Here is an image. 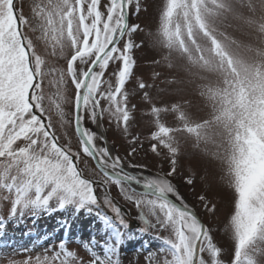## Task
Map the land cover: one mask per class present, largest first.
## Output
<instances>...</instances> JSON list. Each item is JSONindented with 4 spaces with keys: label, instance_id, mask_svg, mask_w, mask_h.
I'll return each instance as SVG.
<instances>
[{
    "label": "snow or ice",
    "instance_id": "6c2138e0",
    "mask_svg": "<svg viewBox=\"0 0 264 264\" xmlns=\"http://www.w3.org/2000/svg\"><path fill=\"white\" fill-rule=\"evenodd\" d=\"M142 10V0H0V239L23 230V251H36L8 264H121L129 249L147 264H264V0H162L146 33L133 22ZM146 46L160 56L149 81L135 71ZM130 84L167 171L108 146L106 125L132 146L127 157L143 147ZM69 126L76 148L59 134ZM188 146L231 193L228 261L174 182Z\"/></svg>",
    "mask_w": 264,
    "mask_h": 264
},
{
    "label": "rangeland",
    "instance_id": "374dc122",
    "mask_svg": "<svg viewBox=\"0 0 264 264\" xmlns=\"http://www.w3.org/2000/svg\"><path fill=\"white\" fill-rule=\"evenodd\" d=\"M162 0H142L143 8L139 18L133 17L134 23H139L143 28L144 32L154 31L157 24V10L160 7ZM143 35V33H141ZM139 39V37H135ZM135 58L137 59V67L135 69L138 77H142L145 81H149L152 73L154 71H159L160 69L153 64L154 59H159V54L150 46H146L142 50H136ZM130 93V102L135 103L140 107V111L136 113V120L132 123L131 133L133 135L139 136L140 140L143 141V147H138L137 153L133 157H127V152L131 150V145L128 141L120 134L119 130L115 127L105 126V134L108 140V146L115 153H118L122 157H126V162L131 160L133 163H139L147 166L148 171L155 173L158 170L167 171L170 167L169 162L162 157L156 156L149 149L151 141L147 139L149 131L151 128L148 122L149 118L143 115V111L146 108L145 105L141 103L139 96V89L135 88L134 84L127 86ZM193 100V108L191 109L196 113L197 107L196 98L190 97ZM172 99H176L173 97ZM163 119L167 123H172V117L165 116ZM62 137L67 135L71 138V142L74 148L78 147V139L74 134L71 126L61 129L59 133ZM192 149L190 146L184 155L179 158L178 172L176 180L174 181L181 193L187 199V202L194 206L199 217L204 221V223L212 229L214 236V241L220 246L223 251V259L228 261L230 259V252L232 250L233 241L230 239L228 233L224 231L225 224L228 221L229 213L232 210L231 205V193L228 190L226 184H224L220 177L221 172L219 171L218 165L206 164L198 156L191 155ZM81 168L84 170L85 175L92 176L95 169L94 162L86 156L81 154ZM192 177L194 179L193 185H187L184 183L186 177ZM118 189L115 186L111 188V194L116 196ZM102 194V193H101ZM204 195L206 198L216 204L217 211L215 215L207 213L202 207L201 202L198 197ZM119 204L122 209L127 211L130 215L135 217L137 215V210L130 207L122 199H119ZM136 221L133 220V225L135 226ZM77 236H79V231L77 230ZM34 238V234H33ZM44 238L42 237V240ZM13 245L19 249L17 254H13V249L11 247L5 248L4 245ZM28 246L31 248V243L29 236L23 232V230H16L12 227L7 229V234L0 239V264H8L9 259H15L17 261L25 259L27 256H35L36 251L24 252L23 247ZM71 247H76V244H72ZM37 251L42 252L43 249H38ZM81 255H84L81 252ZM145 252H136L131 249L125 250L121 254V264H147L145 259Z\"/></svg>",
    "mask_w": 264,
    "mask_h": 264
}]
</instances>
